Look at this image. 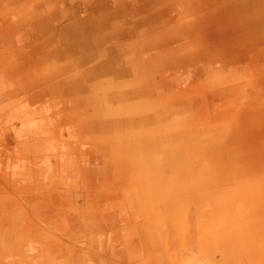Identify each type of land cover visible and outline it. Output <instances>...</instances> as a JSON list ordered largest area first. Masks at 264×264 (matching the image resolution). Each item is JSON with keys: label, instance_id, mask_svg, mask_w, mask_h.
Wrapping results in <instances>:
<instances>
[{"label": "crops", "instance_id": "1", "mask_svg": "<svg viewBox=\"0 0 264 264\" xmlns=\"http://www.w3.org/2000/svg\"><path fill=\"white\" fill-rule=\"evenodd\" d=\"M35 54L60 61L37 77ZM57 102L66 122L47 120ZM59 127L61 153L46 134ZM0 151L12 152L0 179L24 180L23 213L46 173L66 186L52 212L65 227L24 223L28 250L50 230L82 247L77 264L163 262L192 245L216 264H264V0H0Z\"/></svg>", "mask_w": 264, "mask_h": 264}, {"label": "rangeland", "instance_id": "2", "mask_svg": "<svg viewBox=\"0 0 264 264\" xmlns=\"http://www.w3.org/2000/svg\"><path fill=\"white\" fill-rule=\"evenodd\" d=\"M60 39H55L53 38V42L52 44H48L46 45L47 47V52H51L57 48H61V44L62 41L60 42ZM116 42V41H115ZM57 47H56V45ZM116 46V44L114 45ZM40 57V55L35 54V55H31L30 56V62L32 63V68H39L36 69L38 70L37 72V77L39 76H43V71L44 69L47 68H54L56 63L58 61H60L59 59H57L56 57L51 58L49 61H47V63H41L39 62L38 58ZM33 59H35L36 61H34ZM59 63V62H58ZM41 68V69H40ZM32 71V75L36 72ZM41 70V71H39ZM49 73V72H48ZM51 73V72H50ZM46 99V98H45ZM44 100V99H43ZM47 100V99H46ZM47 102H35L31 104V109L33 110H39L38 108L42 105H45ZM209 104V103H206ZM50 105L51 108H49L50 110H48L47 112V120L51 121V122H55V120L59 121L62 120V122H66L67 120L64 119H57L58 117H60L58 114H56L55 112H59L60 110L63 109V105L61 103H54V104H47V106ZM54 117H57L56 119H54ZM54 119V120H53ZM79 122H82L80 119L78 120ZM52 127V126H50ZM69 131V129H68ZM67 131L66 133V129L62 130L61 127H59L58 132L56 133V135L48 132L46 134L49 135V139L50 141V149L52 150H58L59 149V153H61L64 149L67 150V142L66 141H58V139L60 138V135L66 133L69 134V132ZM85 133V132H84ZM87 134V133H85ZM8 137H6L7 139L5 140V137L3 135V142H10L11 140L9 139V135H7ZM66 138V137H65ZM64 138V140H65ZM77 144L78 148H85L86 145H78L79 143H72L70 144L71 147H73L74 145ZM22 154V152H19ZM26 153V152H24ZM12 154V152L10 151H5L2 152L0 151V155L2 156V158H7L8 156ZM17 158L19 157V154L16 152ZM51 162H55L57 160L60 161V156L57 159V156H55V153H51ZM21 157V156H20ZM21 159V158H20ZM90 162V161H89ZM7 163V162H6ZM2 164L0 162V168H5L6 169V165L8 164ZM124 162H122L121 159L117 160V168L119 170H121V165ZM81 165L84 164H88V162L85 161H81L80 162ZM35 166H37L38 168V164H35ZM34 164H32L31 168H32V173H35L33 168L35 167ZM95 168H97V165L95 166ZM36 174V173H35ZM78 176V181L76 182V184H74V187L77 188L76 192L81 193L82 191L86 190L85 189V183H84V179H83V174L82 172L77 173ZM49 174H45L46 180L43 181L42 186L40 187V185H36L35 187L32 185L31 186V190L29 191L30 197H31V202L29 203V210H27L29 212L28 213H23V209L22 208V199L25 196L22 188H20V186L23 185L24 180L22 178L18 179L16 177L15 182H13V177H4L3 180L0 179V199L5 198V196H7V194H13L15 199H12V197L3 205H6L7 209L4 207H0V224L3 223L2 226H0V229L6 230L4 233L11 238V240L9 242H7L6 240L3 242H0V264H77L75 262L74 259L72 258H78L79 256H82L83 254H81L83 251L81 250L82 247L80 245L76 244L75 245H71V242L69 239L63 238V241L60 242V237L62 236L63 232L62 231H50L48 230L46 233V237L44 236V238L42 237V240H40L39 242L41 244L45 245V254L41 255V256H37L36 254L39 253V251H42V248L39 247L37 241H34V248L31 247L30 250L28 246L25 245V236L23 233V225L24 223H30V227L32 228V234H39V231L36 229L33 230V228H39V227H44L43 222L44 219H47V223H56V215H54L52 212L54 210V206L55 202H56V197H58L63 191H67L66 190V186L63 183H60V177L55 178L54 175L48 177ZM37 176H35L34 178H32V176H30L31 181L34 180L36 181L37 179H35ZM96 177V176H95ZM98 177V176H97ZM29 179V178H27ZM99 189V186H97L96 184V190ZM10 191V192H9ZM75 192V193H76ZM101 193V191H100ZM127 194V193H123L122 195L120 194L118 196V200H117V207H119V210L121 209H125L127 207H130V204L128 205L126 203V199L123 198V196ZM12 195V196H13ZM56 196V197H55ZM59 199V198H58ZM57 199V200H58ZM46 202V206H47V210H45L44 208H42L45 205ZM65 203V202H64ZM39 205H41L42 207H40ZM0 206H2L0 204ZM59 208V207H57ZM118 209V208H117ZM3 211V212H2ZM47 211V215L45 216L44 214ZM15 213V214H14ZM40 218H42L40 220ZM125 220L119 221V223H132L130 219H132L131 215L125 216L124 217ZM28 219V220H27ZM129 220V221H128ZM30 221V222H29ZM59 221V220H58ZM188 222L190 223V225L192 224V221L190 219H188ZM58 223V222H57ZM60 224L59 226L61 227H65V225L63 223H58ZM57 224V225H58ZM96 224H98V226H101V220H97ZM26 226V225H25ZM27 227V226H26ZM74 229H81V223H78V225H76V227H74ZM83 229H84V225H83ZM190 232V233H189ZM1 233V231H0ZM3 233V232H2ZM188 234H191V230L188 231ZM7 242V243H6ZM91 246L89 248H87V251H91V253L94 254H101V250L102 248L99 246V244H97L96 242L92 241L91 242ZM12 248H14V256H11L13 250ZM9 247V249H7ZM169 249V253H171L173 251L174 248H168ZM9 250V251H7ZM11 250V251H10ZM82 251V252H81ZM28 254L31 253V256H26L24 254ZM41 253V252H40ZM61 253H66V256L69 257V259L72 260V262H61L57 259V256ZM11 254V255H9ZM169 256V255H168ZM41 260V261H40ZM88 264H105L102 261L96 262V263H88ZM141 264H216V261H208V259L204 256V254L202 255L201 251H198V246L196 245H192L190 247H188V252L186 254L183 255H179L178 257H176V255H172L169 256V258L166 257L165 261H160V255L156 254V255H149L147 257H145Z\"/></svg>", "mask_w": 264, "mask_h": 264}]
</instances>
